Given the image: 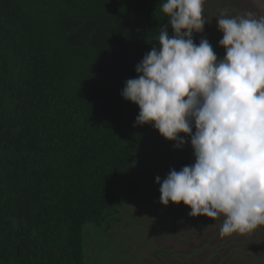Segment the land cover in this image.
I'll return each mask as SVG.
<instances>
[{"label": "trees", "instance_id": "16d2710c", "mask_svg": "<svg viewBox=\"0 0 264 264\" xmlns=\"http://www.w3.org/2000/svg\"><path fill=\"white\" fill-rule=\"evenodd\" d=\"M163 2L0 0V264H97L94 238L139 220L142 150L165 137L121 93L174 35ZM158 256L141 264H174Z\"/></svg>", "mask_w": 264, "mask_h": 264}, {"label": "clouds", "instance_id": "9594fccd", "mask_svg": "<svg viewBox=\"0 0 264 264\" xmlns=\"http://www.w3.org/2000/svg\"><path fill=\"white\" fill-rule=\"evenodd\" d=\"M207 0H164L167 25L136 66L121 95L139 106L136 122L152 125L177 148L191 138L195 162L161 180L160 202L183 203L191 217H223L219 235H248L264 227V16L251 11L217 18L218 59L203 33ZM193 127L196 131L193 134Z\"/></svg>", "mask_w": 264, "mask_h": 264}, {"label": "rangeland", "instance_id": "374dc122", "mask_svg": "<svg viewBox=\"0 0 264 264\" xmlns=\"http://www.w3.org/2000/svg\"><path fill=\"white\" fill-rule=\"evenodd\" d=\"M224 9L228 10L229 15L251 11L256 17H260L264 16V0H207V23L203 33H194L193 39L196 44L201 39H207L218 59L226 54V50L219 45L223 33L219 31L217 21ZM195 131L193 127V134ZM180 136L188 141L182 148H177L175 141L163 138V144L152 140L142 150L147 155V163L140 168H147L150 175L146 178L149 181L138 182L136 189L133 188L144 198L133 207L139 220H133V216L128 214L127 221L121 224V230L117 229L113 235L94 238L91 252L102 251L99 257L95 256L99 259L97 264H123L128 259H137L141 264L144 261L140 257L146 258L152 249L158 252V257L180 264L179 258L183 252L192 253L193 249L199 247L204 248L195 256L189 257L194 264H264V227L248 235L222 238L219 229L223 217L215 221L205 216L191 217L188 214L191 209L183 203L176 205L170 202L168 206H164L160 202V185L155 178L159 176L163 180L170 170L179 171L195 162L191 138L184 133ZM150 196L152 198H147ZM169 230L173 232L172 235H165L164 231ZM129 243H132V251ZM163 249L169 251L161 252ZM176 252L178 256L175 260Z\"/></svg>", "mask_w": 264, "mask_h": 264}]
</instances>
